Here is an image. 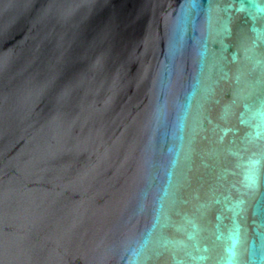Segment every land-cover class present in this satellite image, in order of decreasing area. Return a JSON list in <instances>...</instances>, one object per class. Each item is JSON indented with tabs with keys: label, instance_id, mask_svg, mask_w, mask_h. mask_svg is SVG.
Returning <instances> with one entry per match:
<instances>
[{
	"label": "water",
	"instance_id": "1",
	"mask_svg": "<svg viewBox=\"0 0 264 264\" xmlns=\"http://www.w3.org/2000/svg\"><path fill=\"white\" fill-rule=\"evenodd\" d=\"M0 264H264V0H0Z\"/></svg>",
	"mask_w": 264,
	"mask_h": 264
}]
</instances>
